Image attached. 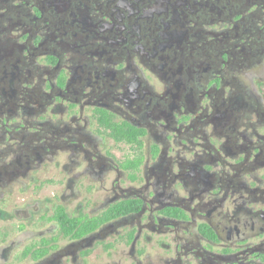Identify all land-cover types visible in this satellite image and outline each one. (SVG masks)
Masks as SVG:
<instances>
[{
    "label": "flooded vegetation",
    "instance_id": "af4514ba",
    "mask_svg": "<svg viewBox=\"0 0 264 264\" xmlns=\"http://www.w3.org/2000/svg\"><path fill=\"white\" fill-rule=\"evenodd\" d=\"M0 264H264V0H0Z\"/></svg>",
    "mask_w": 264,
    "mask_h": 264
}]
</instances>
